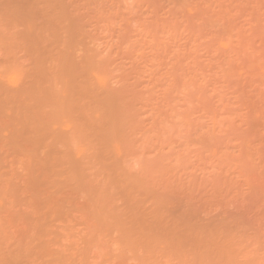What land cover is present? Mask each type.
Returning a JSON list of instances; mask_svg holds the SVG:
<instances>
[{
    "label": "rangeland",
    "instance_id": "rangeland-1",
    "mask_svg": "<svg viewBox=\"0 0 264 264\" xmlns=\"http://www.w3.org/2000/svg\"><path fill=\"white\" fill-rule=\"evenodd\" d=\"M0 264H264V0H0Z\"/></svg>",
    "mask_w": 264,
    "mask_h": 264
},
{
    "label": "bare ground",
    "instance_id": "bare-ground-1",
    "mask_svg": "<svg viewBox=\"0 0 264 264\" xmlns=\"http://www.w3.org/2000/svg\"><path fill=\"white\" fill-rule=\"evenodd\" d=\"M112 143V142H111ZM113 144V143H112ZM111 147V146H110ZM110 149H112V148H110Z\"/></svg>",
    "mask_w": 264,
    "mask_h": 264
}]
</instances>
